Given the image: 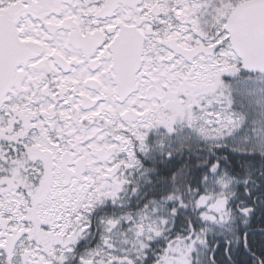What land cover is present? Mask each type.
I'll use <instances>...</instances> for the list:
<instances>
[{"label": "snow or ice", "instance_id": "1", "mask_svg": "<svg viewBox=\"0 0 264 264\" xmlns=\"http://www.w3.org/2000/svg\"><path fill=\"white\" fill-rule=\"evenodd\" d=\"M0 264H264V0H0Z\"/></svg>", "mask_w": 264, "mask_h": 264}]
</instances>
